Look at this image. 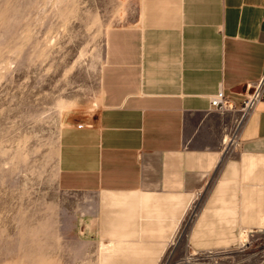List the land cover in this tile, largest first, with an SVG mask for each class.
<instances>
[{
	"label": "crops",
	"instance_id": "1",
	"mask_svg": "<svg viewBox=\"0 0 264 264\" xmlns=\"http://www.w3.org/2000/svg\"><path fill=\"white\" fill-rule=\"evenodd\" d=\"M134 7L105 31L96 115L59 133V190L102 196L100 219L79 222L78 248L95 242L98 264H167L171 240L205 193L187 254H230L264 230V100L226 152L247 87L264 74V0ZM220 91L225 112L211 105Z\"/></svg>",
	"mask_w": 264,
	"mask_h": 264
},
{
	"label": "rangeland",
	"instance_id": "2",
	"mask_svg": "<svg viewBox=\"0 0 264 264\" xmlns=\"http://www.w3.org/2000/svg\"><path fill=\"white\" fill-rule=\"evenodd\" d=\"M134 1L0 0V264H98L97 245L78 248L76 229L100 219L102 196L59 190L58 139L65 123L96 115L105 31ZM204 194L171 240L167 264L189 256L187 233ZM222 256L264 264V230Z\"/></svg>",
	"mask_w": 264,
	"mask_h": 264
},
{
	"label": "built area",
	"instance_id": "3",
	"mask_svg": "<svg viewBox=\"0 0 264 264\" xmlns=\"http://www.w3.org/2000/svg\"><path fill=\"white\" fill-rule=\"evenodd\" d=\"M247 100L245 101L244 105L240 109V115L237 120L236 128L234 130L233 138L227 143L226 146V152L231 149L237 139L238 132L243 124V122L246 120V118L249 116V114L252 112L256 104L264 100V74L262 78L254 85L247 87ZM228 102L226 101L225 95L223 91H220L216 96H214L211 99V105L215 109H217L220 112H225L229 110ZM222 260V255L215 254V253H207V254H189L187 259H185V262H181L182 264H185L187 262H200V263H207V262H214L218 263Z\"/></svg>",
	"mask_w": 264,
	"mask_h": 264
},
{
	"label": "bare ground",
	"instance_id": "4",
	"mask_svg": "<svg viewBox=\"0 0 264 264\" xmlns=\"http://www.w3.org/2000/svg\"><path fill=\"white\" fill-rule=\"evenodd\" d=\"M243 238H246V236H244Z\"/></svg>",
	"mask_w": 264,
	"mask_h": 264
}]
</instances>
